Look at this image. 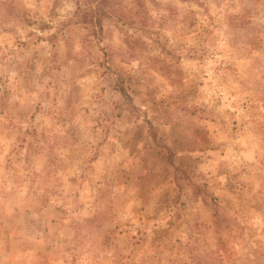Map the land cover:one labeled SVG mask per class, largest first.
Returning a JSON list of instances; mask_svg holds the SVG:
<instances>
[{
	"label": "rangeland",
	"instance_id": "obj_1",
	"mask_svg": "<svg viewBox=\"0 0 264 264\" xmlns=\"http://www.w3.org/2000/svg\"><path fill=\"white\" fill-rule=\"evenodd\" d=\"M0 264H264V0H0Z\"/></svg>",
	"mask_w": 264,
	"mask_h": 264
}]
</instances>
